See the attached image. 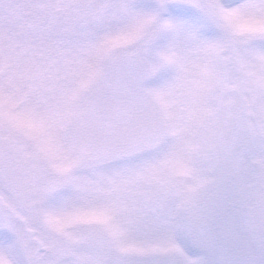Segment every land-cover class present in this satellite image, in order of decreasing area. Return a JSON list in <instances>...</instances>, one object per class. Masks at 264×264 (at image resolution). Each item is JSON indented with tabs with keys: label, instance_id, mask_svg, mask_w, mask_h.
<instances>
[{
	"label": "snow or ice",
	"instance_id": "6c2138e0",
	"mask_svg": "<svg viewBox=\"0 0 264 264\" xmlns=\"http://www.w3.org/2000/svg\"><path fill=\"white\" fill-rule=\"evenodd\" d=\"M0 264H264V0H0Z\"/></svg>",
	"mask_w": 264,
	"mask_h": 264
}]
</instances>
